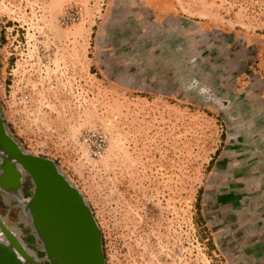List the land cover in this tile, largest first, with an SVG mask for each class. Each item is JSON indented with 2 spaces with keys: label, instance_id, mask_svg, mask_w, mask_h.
<instances>
[{
  "label": "rangeland",
  "instance_id": "obj_1",
  "mask_svg": "<svg viewBox=\"0 0 264 264\" xmlns=\"http://www.w3.org/2000/svg\"><path fill=\"white\" fill-rule=\"evenodd\" d=\"M0 250L264 264V0H0Z\"/></svg>",
  "mask_w": 264,
  "mask_h": 264
},
{
  "label": "crops",
  "instance_id": "obj_2",
  "mask_svg": "<svg viewBox=\"0 0 264 264\" xmlns=\"http://www.w3.org/2000/svg\"><path fill=\"white\" fill-rule=\"evenodd\" d=\"M8 228L11 229L10 227H8ZM0 252H1V250H0ZM0 264H16V262L14 261V258H12V257L0 255ZM22 264H26V261H24Z\"/></svg>",
  "mask_w": 264,
  "mask_h": 264
}]
</instances>
